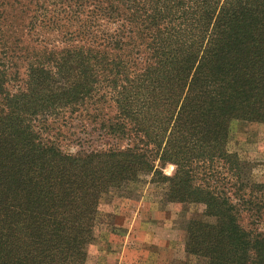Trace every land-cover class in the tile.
<instances>
[{
    "label": "trees",
    "instance_id": "obj_1",
    "mask_svg": "<svg viewBox=\"0 0 264 264\" xmlns=\"http://www.w3.org/2000/svg\"><path fill=\"white\" fill-rule=\"evenodd\" d=\"M236 122L264 124V0H0V264H86L139 184L197 208L198 264H264Z\"/></svg>",
    "mask_w": 264,
    "mask_h": 264
},
{
    "label": "rangeland",
    "instance_id": "obj_2",
    "mask_svg": "<svg viewBox=\"0 0 264 264\" xmlns=\"http://www.w3.org/2000/svg\"><path fill=\"white\" fill-rule=\"evenodd\" d=\"M228 149L244 165L249 181L264 184V124L234 123ZM173 171L172 165L164 169L166 175ZM129 190L130 195L102 199L86 264H198L184 251L188 220L197 208L160 202L150 184ZM260 230L264 233V225Z\"/></svg>",
    "mask_w": 264,
    "mask_h": 264
}]
</instances>
